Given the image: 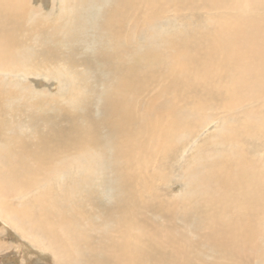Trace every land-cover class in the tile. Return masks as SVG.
Segmentation results:
<instances>
[{"label": "rangeland", "instance_id": "rangeland-1", "mask_svg": "<svg viewBox=\"0 0 264 264\" xmlns=\"http://www.w3.org/2000/svg\"><path fill=\"white\" fill-rule=\"evenodd\" d=\"M240 1L0 0V264H67L64 250L70 264H264V214L238 187L264 178V122L238 134L244 111L264 113L261 52L243 38L264 29V0ZM230 23L220 49L200 46ZM218 58L214 78L233 72L242 93L229 116L187 91L190 64Z\"/></svg>", "mask_w": 264, "mask_h": 264}, {"label": "bare ground", "instance_id": "bare-ground-1", "mask_svg": "<svg viewBox=\"0 0 264 264\" xmlns=\"http://www.w3.org/2000/svg\"><path fill=\"white\" fill-rule=\"evenodd\" d=\"M143 1H147V0H143ZM159 1H163V0H159ZM167 1V0H166ZM200 5L202 4L203 0H196ZM214 1H218V2H224V3H228V4H232V5H243L242 2L240 0H207L208 3H213ZM173 4L176 7H180V6H184V7H189V8H194V4L192 2V0H173ZM248 5L252 6L250 2L247 3ZM261 22H264V18H260L259 19ZM253 22V21H252ZM232 24L230 23V25H227L225 27H222L221 25H217L213 28L210 29L209 31V40L207 41H203L200 43V46L203 47H208L209 49H213L216 50V48L220 49L221 47V39L224 35H227L229 33V31L232 29ZM191 36H193L194 38H201L202 33L199 31L196 32H191L190 33ZM259 34H262L264 36V29L263 28H258L253 30L251 33H247L246 35H243V38H246L248 41L253 42L258 49L260 50L261 54H260V60L258 61L259 66L264 68V44L258 42L257 37ZM237 36H242V34L240 32L237 33ZM120 48V52L122 51L123 47H119ZM245 52V51H244ZM230 60L232 61L233 64H235L236 66H239L241 68H243L245 72H256V71H262L261 69L256 67V63L254 61H252V63L250 62V57L245 56L244 55H240L237 54L235 51H229L227 53H225ZM224 65L225 63L223 61H221L219 58L214 60L208 59L205 64H190V67L193 71L192 74H188L189 76L187 77L188 80V94H189V98L192 100L193 105H197L198 107H202L203 105H200L198 102V99L201 95H206L208 98H210L211 100H213L216 103V108L214 110H219V111H226L228 116L234 113H237V106L241 105L242 103H240L238 101L239 97L242 95V93H240V89L238 88V86H236V84L234 83V73H230L227 76V81L224 80L222 77L217 76L215 77V73H213L214 71H218V68L221 67V71H224ZM195 68V69H194ZM182 68H179L177 71H181ZM201 70V71H200ZM242 69H240L241 71ZM124 73V71H122V74ZM129 74L130 71H128V75L123 79V81L125 83H129ZM191 81V83H189ZM220 87L223 88V103H221L218 99L217 96L218 94L221 92L220 91ZM243 89H245L243 87ZM262 91L264 92V87H262ZM179 95L177 93H169L168 95V99L172 98V103H176L179 100ZM215 95V97H214ZM206 96H203L202 99H205ZM261 102L257 103V106H259L262 103L263 98L260 99ZM207 102V101H206ZM264 104V103H263ZM261 104V105H263ZM260 105V106H261ZM187 108H189L190 110L194 109L193 106H188L185 105ZM204 107V106H203ZM264 108V105H263ZM162 109L165 110L166 107L165 105L162 106ZM252 115H255L256 117H253L250 119V117H252ZM227 116V117H228ZM243 119H246L243 124L245 126H242L241 128H238V134L241 131H250L251 127L253 126V124H260L262 123V121L264 122V113H257V114H253V112L251 111H244L243 113ZM250 116V117H249ZM247 117H249V119H247ZM248 121H249V126L247 127L246 125H248ZM230 127V126H228ZM257 139L259 137L258 134H255ZM253 138V137H252ZM234 139L232 138L231 141H233ZM241 139L239 138L237 143L240 144L241 143ZM239 151V150H238ZM231 157L228 156V158L232 159V154H229ZM220 159V158H217ZM215 159V156L212 155L211 160H217ZM205 164V169L203 170V176H198L197 179H201L204 182H209V179L207 177V172L208 171H214V165H215V161L213 163H204ZM222 168H229L228 166H223V160L220 159V163H219V169ZM261 172L263 170H260ZM263 173V172H262ZM255 174H247L244 175L242 180L248 181L249 179H255ZM238 187L240 189H242L244 192L242 193L244 195V197L246 199H249L248 203H244L248 204V208L249 210L254 211L256 208L259 207V210L264 214V178H261L260 182H257L255 184H238ZM0 194L1 196H4L2 190H0ZM228 204V211H242V212H246V210L244 208H242L240 205H238L237 203H234L235 206L237 207H232L230 204L231 202H227ZM9 205V204H8ZM121 206L128 208V205L126 203H123ZM10 208V214L11 216H14V208L9 206ZM239 208V210L237 209ZM0 215L3 216L2 212L0 211ZM247 222L243 223V227H246ZM52 238H54L56 240V231H52L51 232ZM262 243H264V238L262 239ZM29 245V244H28ZM24 250V249H23ZM28 251V250H27ZM46 256V255H45ZM73 259V257L66 251L64 250L63 254H62V261L64 263L70 264V260ZM252 259L257 261V256H252ZM32 263V262H31ZM121 264H124V260L121 261Z\"/></svg>", "mask_w": 264, "mask_h": 264}]
</instances>
